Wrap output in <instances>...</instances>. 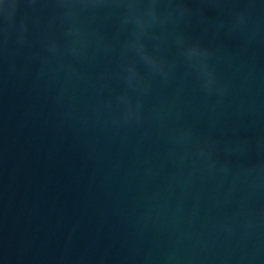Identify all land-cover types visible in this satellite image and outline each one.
Here are the masks:
<instances>
[{
  "label": "water",
  "instance_id": "obj_1",
  "mask_svg": "<svg viewBox=\"0 0 264 264\" xmlns=\"http://www.w3.org/2000/svg\"><path fill=\"white\" fill-rule=\"evenodd\" d=\"M152 7L0 0V264H264V0Z\"/></svg>",
  "mask_w": 264,
  "mask_h": 264
},
{
  "label": "clouds",
  "instance_id": "obj_2",
  "mask_svg": "<svg viewBox=\"0 0 264 264\" xmlns=\"http://www.w3.org/2000/svg\"><path fill=\"white\" fill-rule=\"evenodd\" d=\"M153 3V7L150 9V14L153 18V20H155L156 18V10H155V0H152ZM138 23L141 24V27H143V21L142 20H138ZM183 44V42H181ZM186 55L188 57L189 60L193 59V58H207L211 55V53L200 46L199 43H190L189 45H187L186 47ZM147 59V57H146ZM151 63L155 64V61L150 60ZM206 76V84L205 87L211 91V86L213 84V77L212 74L210 72H206L205 73Z\"/></svg>",
  "mask_w": 264,
  "mask_h": 264
}]
</instances>
